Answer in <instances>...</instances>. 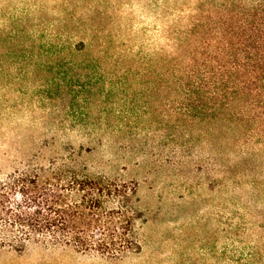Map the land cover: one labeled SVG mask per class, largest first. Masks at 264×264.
Masks as SVG:
<instances>
[{"label": "rangeland", "instance_id": "374dc122", "mask_svg": "<svg viewBox=\"0 0 264 264\" xmlns=\"http://www.w3.org/2000/svg\"><path fill=\"white\" fill-rule=\"evenodd\" d=\"M215 1L0 0V28L104 23L98 13L110 12L114 25H136L154 37L165 12ZM227 1L243 9V0ZM69 61H62L67 74H81ZM49 70L30 68L16 86L0 87V167L37 154L46 167L70 164L73 156L90 178L137 187L142 252L110 262L29 245L21 254L0 252V264H243V241L254 246L264 237V196L253 203L252 190H243L244 169L256 167L243 146V123L194 120L161 89L55 85L59 71Z\"/></svg>", "mask_w": 264, "mask_h": 264}, {"label": "trees", "instance_id": "16d2710c", "mask_svg": "<svg viewBox=\"0 0 264 264\" xmlns=\"http://www.w3.org/2000/svg\"><path fill=\"white\" fill-rule=\"evenodd\" d=\"M228 2L167 11L154 37L136 25H114L110 12L98 13L104 21L98 24L0 28V87L16 86L30 68H46L59 71L55 85L161 89L169 105L194 120L243 123L246 155L256 160L244 169L243 190H252L258 203L264 196V0H243V9ZM150 41L158 48L149 49ZM67 59L81 74H67ZM70 162L46 167L37 154L0 167V252L21 254L36 245L110 262L141 254L137 187L90 178L80 161L71 156ZM243 208L251 210L250 203L243 200ZM243 264H264V237L254 246L243 241Z\"/></svg>", "mask_w": 264, "mask_h": 264}]
</instances>
